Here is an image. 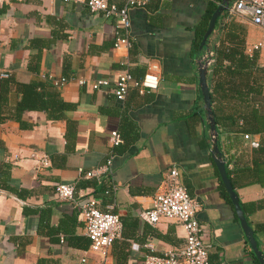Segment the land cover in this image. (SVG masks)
I'll use <instances>...</instances> for the list:
<instances>
[{"label": "crops", "instance_id": "obj_1", "mask_svg": "<svg viewBox=\"0 0 264 264\" xmlns=\"http://www.w3.org/2000/svg\"><path fill=\"white\" fill-rule=\"evenodd\" d=\"M109 1L118 7L125 2ZM136 1L141 4L129 11L132 46L125 50L113 47L114 39L125 34L115 20L82 4L0 0V264L101 263L89 250L79 210L55 196L58 184L74 185L82 194L95 185L99 209L119 216L121 234L106 264H144L149 254L181 247L183 227L173 221L149 225L139 218L172 167L201 205L197 218L210 245L209 262L256 264L214 162L199 85V63L208 49L229 51L233 60L223 64L238 74L232 79L238 90L244 87L242 56L254 57L247 73L257 93L244 101L214 93L211 112L219 122V127L214 124L221 158L264 256V148L251 146L263 141L264 54L249 52L264 31L225 10L200 51L194 44L202 19L222 0ZM150 60L160 64L158 89L139 94L130 88L124 100H116L117 76L127 72L140 80ZM62 78L65 84L53 85ZM96 80L110 84L93 90ZM206 81L210 91L207 76ZM30 83L44 84L43 99H48L43 102L62 100L66 108L59 119L39 101L34 110L18 113L16 84ZM112 132L122 139L115 148ZM112 151L117 190L106 196L105 177L86 179L78 170L103 165ZM41 155L48 158L47 166H41Z\"/></svg>", "mask_w": 264, "mask_h": 264}, {"label": "built area", "instance_id": "obj_2", "mask_svg": "<svg viewBox=\"0 0 264 264\" xmlns=\"http://www.w3.org/2000/svg\"><path fill=\"white\" fill-rule=\"evenodd\" d=\"M65 3L72 2L82 4L87 7L90 13L100 12L107 20H115L117 27L125 33L114 39V49L131 48V39L128 37L130 29L129 11L139 6L141 3L136 0H125L123 6L118 7L109 0H62ZM227 15L230 17H240L250 24L261 28L264 31V0H233L232 5L227 8ZM249 52H259L264 54V37L254 43ZM214 63L213 49L206 50L199 63V68L206 71ZM1 76L8 77L7 73ZM161 78L160 64L157 60H150L147 63L146 71L140 80H135L127 72L120 73L113 82V94L118 101L124 100L130 88H135L139 94L146 91H155L159 87ZM54 86H60L67 82L62 78L52 81ZM84 81H79L82 85ZM110 83L105 80H96L91 83L93 90H99ZM215 136L211 134V142L214 144ZM264 140V132H263ZM122 143L117 132L110 135L112 148L118 147ZM251 146H259L258 141H252ZM115 154L112 151L103 165L78 172L86 179L100 180L103 177L109 181V185L103 194L113 195L117 186L112 182L113 168L112 161ZM41 166L48 165V158L45 155L39 157ZM103 176V177H102ZM179 171L172 167L166 173L165 179L155 191L150 206L140 211L139 218L149 224L156 225L162 221H173L184 229V244L181 247L164 250L160 255L149 254L145 256L144 264H212L209 262L210 245L205 239V232L199 223L197 213L200 209L198 201L190 197L186 188L180 181ZM55 196L59 200L70 201L81 215L84 225L85 235L90 245L89 250L98 254L100 264H106L109 251L114 241L120 237L122 223L119 216L111 211H101L99 200L94 195L76 191L74 185L58 184L54 190ZM113 209L112 206H110ZM85 259L82 260L84 262ZM220 264V263H219Z\"/></svg>", "mask_w": 264, "mask_h": 264}, {"label": "trees", "instance_id": "obj_3", "mask_svg": "<svg viewBox=\"0 0 264 264\" xmlns=\"http://www.w3.org/2000/svg\"><path fill=\"white\" fill-rule=\"evenodd\" d=\"M216 10V6H211L209 10L206 11L203 19H202V30L199 31V35L197 38V42L194 44V49H198L199 41L203 37L206 27L208 24V21L213 14V12ZM214 52V63L211 66V68L207 72V80L209 83L210 87V98L213 101V94L217 93L221 99L227 97V98H235L239 101H244L245 99L249 98V95L251 93H257L256 88L252 87L248 83V70L254 68V57L253 54H250L248 57L247 55L242 56L244 59V83L242 84L244 87L243 89L238 88L235 86V84L232 82V79H234L238 74L234 72L231 69V64L230 65H224L223 61H232V57L230 56V53L227 51H215ZM248 58V61H246ZM18 89L20 90L21 93V99L17 107L18 113H22L23 111H28V110H34L37 108L36 101H39V105L44 109L47 110L48 108L50 109V112L52 113V117H54L55 120L60 118V113L61 110L66 108V105L63 104L62 100L52 97L49 101H51V104H48L43 101H47L43 99V88L44 84L42 83H30V84H16ZM239 87V86H238ZM40 88V93H38L36 90ZM214 123L216 126L219 127V122L217 118H215L214 115ZM264 131V130H263ZM264 148V140L259 143V146L254 148L261 150ZM95 187V185H94ZM94 187H90L89 195H94L96 196V191ZM223 193L225 196H227L225 189L223 188ZM256 264H259L258 260L255 259Z\"/></svg>", "mask_w": 264, "mask_h": 264}, {"label": "water", "instance_id": "obj_4", "mask_svg": "<svg viewBox=\"0 0 264 264\" xmlns=\"http://www.w3.org/2000/svg\"><path fill=\"white\" fill-rule=\"evenodd\" d=\"M231 0H222V4L220 6L217 7V9L213 12V14L211 15L208 24H207V29L202 37V40L199 44V50L202 51V49L206 46L208 37L212 34L214 28H215V24L217 19L220 17V15L222 14V12H224L225 10H227V8L229 7ZM206 76H207V71L205 68H199V85L201 88V92H202V98H203V102L205 105V108L207 110L208 113V120H209V127L211 130V133L216 137L217 133L215 130V124H214V120L212 118V112H211V98H210V91L209 88L207 86V81H206ZM212 153L214 156V162L215 165L217 167V170L219 172V176L220 179L222 181V184L224 186V189L233 205L235 214L239 220L240 226L244 232V235L251 247V250L255 256V258L258 260L259 264H264V256L262 255V252L259 250L257 242L254 238V234H253V230L252 228L249 226L245 215L242 211V208L239 204V200L238 197L231 185L230 179L228 177L227 171H226V166L225 163L223 161V159L221 158V153L217 147L216 144V140H214V144L212 147Z\"/></svg>", "mask_w": 264, "mask_h": 264}]
</instances>
